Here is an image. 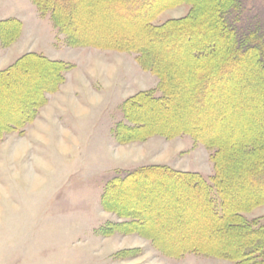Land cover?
<instances>
[{"label":"rangeland","instance_id":"rangeland-1","mask_svg":"<svg viewBox=\"0 0 264 264\" xmlns=\"http://www.w3.org/2000/svg\"><path fill=\"white\" fill-rule=\"evenodd\" d=\"M190 1L196 6L192 27L146 34L142 15L123 18L127 14L124 9L105 8L101 3L93 6L79 0L73 5L78 15L72 21L73 32L96 42L148 47L153 52L150 60L168 76L181 109L173 115H155L156 119L150 114L142 116L150 122L146 127L157 125L156 128L171 131L183 124L207 137H216L225 143L224 159L230 156L226 169L234 174L244 163V158L235 154L237 146L248 140H261L258 145L264 147V71L257 65L242 67L240 63L239 72L228 74L227 84L219 79L224 88L214 91L211 105L197 110L191 93L193 79L197 81L193 70L207 55L222 49L225 34L215 15L217 1ZM191 8L188 3L167 8L151 24L159 26L181 19ZM36 13L30 0H0V21L18 18L25 31L30 27L31 32L38 33H24L29 41L22 38L10 49V65L2 70L28 51L48 58L55 55L74 68L67 74L58 98L54 97L55 120L49 121L48 116L46 125L44 111L37 123L25 126L21 134L10 133L0 141V264H234L193 253L169 257L141 234H100V228L107 223L125 221L100 208L104 186L113 176L148 164H166L208 179L213 175L210 151L188 135L172 139L153 136L121 147L115 144L111 130L122 120L121 104L137 92L154 91L157 77L139 67L134 53L67 48L65 36L54 28L50 14ZM242 16L245 24L257 23L264 31V0H245ZM11 44L3 47L0 43L3 48ZM221 52L220 55L235 54L232 49ZM21 73L29 77L21 78L17 72L5 77L13 91L0 88V93H4L0 98V123L19 108L17 102L25 99L20 95L33 93L47 82L30 78L36 74L26 73L25 69ZM89 81L98 91L89 89ZM154 94L161 96L159 91ZM172 183L161 186L136 181L116 192L124 202L123 209L143 212V225L163 246L195 240L217 247L231 243L225 234H218L210 226L212 220L205 216L202 205L192 201L189 190ZM229 186L234 204L239 206L255 193L246 180L232 179ZM244 216L248 220L264 218V205ZM123 251L132 253L121 255Z\"/></svg>","mask_w":264,"mask_h":264},{"label":"trees","instance_id":"trees-1","mask_svg":"<svg viewBox=\"0 0 264 264\" xmlns=\"http://www.w3.org/2000/svg\"><path fill=\"white\" fill-rule=\"evenodd\" d=\"M86 1L92 3L93 6L101 3L105 8L116 7L120 10L124 9L127 14L121 16L123 18L129 19L142 15L143 32L146 34L184 31V29L190 28L194 24L191 19L196 11L195 4L190 0H173L166 1V3H163V0ZM215 1L219 3L216 5L215 15L220 29L225 34L222 36L224 40L222 49L224 51L232 49L235 54L233 56L228 53L220 55L223 53L221 49L218 53L207 55L203 59V63L196 70H193L196 72L197 81L195 83V79H193L191 93L195 104H197V110L207 109L211 105L209 101L213 99L214 91L224 88L223 85H219V79L221 78L220 80L227 84L228 74L239 72L240 67L238 65L240 63H242V67L245 64L257 65L260 71H264V31L261 30L262 28L257 23L250 25L249 22H246V24L243 22L242 14L245 0ZM31 2L41 15L50 14L54 28L59 31V34L65 36V44L67 46L134 53L139 67L157 77L156 90L139 92L122 103L123 120L116 123L112 129V134L117 144L126 145L144 142L153 136L172 139L188 135L193 142L202 145L210 151L209 158L213 166V175L208 179L198 173L174 171L164 166L139 167L113 176L106 182L102 191L100 198L101 208L103 211L113 213L125 221L107 223L103 228H100V234L103 236H110L114 233L122 235L141 234L147 237L157 250L169 257H180L187 253H193L223 259L234 264H264V218L248 220L244 216L245 213L252 209L264 205V147L258 145L261 140H248L241 143L240 147H236L235 154L243 157L244 163L243 167H241L242 169L233 174L230 171L228 173V169H226V162H229L230 156L226 160L224 159L225 143L218 142L216 137H207L198 132V129L185 127L183 124L171 129V131L156 128L153 131L145 132L146 126L150 122L143 119L142 116L150 114L156 119L155 115L164 113L173 115L176 110L181 109L169 86L168 76L164 71L156 68L150 60L153 52L148 47L135 45L134 43L108 44L75 35L72 21L78 18V15L74 13L73 5L79 3V0H31ZM181 3L192 5L185 17L178 20H168L159 26L151 24L153 19L163 10ZM4 25L12 26V31L5 28ZM20 28L21 24L17 20L0 21L1 45L5 47L11 44L18 37ZM36 61L39 65L35 64ZM72 68L73 66L61 61H52L43 55L28 53L18 58L7 69L0 71V88L11 91L13 89L9 88L10 84L5 77L13 75L15 72L21 78L29 77L21 75L23 74L21 73L23 69L26 70V73L36 74L35 76H30V78L38 77L47 81L44 85L38 86L33 93L20 95L25 96V99L23 98L17 102L19 103L17 106L20 105L19 108L9 112V119L5 118L7 120L0 123V141L10 133L19 131L21 134L23 128L35 120L40 109L46 105L48 96L59 90V87L64 82L65 73ZM246 75L247 73H245L244 78H246ZM19 84V86H22V83ZM155 91H159L161 96L156 97ZM3 95L4 93H0V98ZM13 114L15 116H12ZM232 179L246 180L249 182L248 188L255 190V193L243 205L234 204L233 197L230 195L231 187L229 186V181ZM136 181H143L144 183L154 182L161 186L173 182L187 188L192 195V201L202 205L205 216L210 217L212 220L210 226L215 227L218 234H225L229 239L228 242L231 243L218 247L214 245L215 249L210 242L186 241L181 242V244L187 242L189 244L184 246V248L181 247V250L170 251L157 241L159 238L155 234L153 235L151 234L152 232L147 231L148 226L143 225V212L123 209V200H120L116 191ZM120 253L124 255L132 252L123 251Z\"/></svg>","mask_w":264,"mask_h":264},{"label":"crops","instance_id":"crops-1","mask_svg":"<svg viewBox=\"0 0 264 264\" xmlns=\"http://www.w3.org/2000/svg\"><path fill=\"white\" fill-rule=\"evenodd\" d=\"M30 2H31V0H30ZM32 3V2H31ZM33 4V3H32ZM33 6H34V4H33ZM35 7V6H34ZM36 9V8H35ZM36 12L38 13V11H37V9H36ZM37 13H36V15H37ZM37 17V16H36ZM17 20V21H19L20 22V24H21V28H20V31H19V34H18V37H17V39L15 40V42L13 43V44H11L9 47H6V48H3L1 45H0V61H2L1 62V64H0V70H2V69H4L5 67H7L8 65H10V57L7 55V53L10 51V49H12V47H14V45H16L17 43H18V41H20V39H22L23 38V40H25V41H29V40H27L25 37H24V33L26 34H29L30 32H31V28L30 27H28L27 28V30L25 31L24 30V23H23V21L21 20V19H18V18H6V19H1V20ZM37 21L35 20V23H36ZM38 24V23H37ZM39 26V25H38ZM33 27H34V25H33ZM32 27V28H33ZM35 27H37V26H35ZM57 32V31H56ZM31 35H34V36H37L38 35V33L37 32H31L30 33ZM54 39H55V35L53 36V43H52V46L54 47ZM65 44V43H64ZM65 46L67 47V48H72V47H69V46H67L66 44H65ZM27 53H35V52H31V51H28ZM54 52L53 51H51V53L50 54H53ZM25 54V53H24ZM24 54H22V55H24ZM35 54H40V55H43V53L41 54V53H35ZM21 56V55H20ZM44 57H46L45 55H43ZM53 57H46L47 59H49V60H52V61H61V62H63V63H66V62H64V61H62V60H58V59H56V57H54L55 55H52ZM6 59V60H5ZM16 59H18V58H16ZM4 65L3 67L1 66V65ZM66 64H69V65H71V66H73L72 64H70V63H66ZM73 68H74V66H73ZM72 68V69H73ZM72 69H70V70H68L66 73H65V75H64V82H63V84L59 87V90L56 92V93H54V94H52V95H49L48 96V98H47V103H46V105L45 106H43L41 109H40V111H39V113H38V115H37V117L35 118V120L33 121V123L32 124H35V123H37V121H38V119H40V117H41V115H42V112H44V115L45 116H43V119H44V121H46L47 122V118H48V116H49V121H51V120H55V108L57 107L56 105H57V101H55V99H57L58 97H57V95H60V93H61V90L64 88V86H65V84H66V81H67V79H66V77H67V74L72 70ZM144 71V70H143ZM94 84V82L93 81H89V84H88V87H89V89H91L92 91H98L97 89H94L90 84ZM156 90V89H155ZM143 91H149V90H143ZM143 91H140V92H143ZM137 93H139V92H137ZM137 93H135V94H137ZM135 94H133V95H135ZM133 95H131V96H129L128 98H130V97H132ZM156 96V95H155ZM54 97H57V98H54ZM157 97V96H156ZM127 98V99H128ZM126 99V100H127ZM125 101V100H124ZM123 101V102H124ZM122 105V104H121ZM47 116V117H46ZM51 116H53V117H51ZM122 120H123V116H122ZM121 120V121H122ZM48 121V122H49ZM48 122L46 123V125L48 124ZM120 122V121H119ZM118 123V122H117ZM114 127V126H113ZM113 129V128H112ZM112 131V130H111ZM31 134V133H30ZM38 135H39V133H38ZM112 137H113V134H112ZM113 140H114V142H115V144H117L116 143V141H115V139H114V137H113ZM137 143H140V142H137ZM118 146H125V145H119V144H117ZM149 166H157V165H155V164H148ZM148 165H145V166H148ZM165 165V166H164ZM163 166L164 167H168V168H170V169H172V170H174V171H178V170H175V169H173L172 167H170L169 165H166V164H164ZM145 166H143V167H145ZM158 166H160V165H158ZM180 172H189V171H180ZM189 173H195V172H189ZM199 174V173H198ZM201 175V174H200ZM202 176V175H201ZM204 177V176H203ZM205 178V177H204ZM208 178H209V176H208ZM100 208H101V206H100ZM117 218V217H116ZM117 223H119V222H117ZM149 241V240H148Z\"/></svg>","mask_w":264,"mask_h":264},{"label":"bare ground","instance_id":"bare-ground-1","mask_svg":"<svg viewBox=\"0 0 264 264\" xmlns=\"http://www.w3.org/2000/svg\"><path fill=\"white\" fill-rule=\"evenodd\" d=\"M181 1V0H180ZM5 26V25H4ZM6 27V26H5ZM11 27V28H10ZM10 28V29H9ZM9 30H11L12 31V26H9ZM13 28H15L14 26H13ZM85 39V38H84ZM35 64H38L39 65V63L36 61V63ZM41 64V63H40ZM198 67V66H197ZM34 75V74H33ZM32 77V76H31ZM12 89V88H11ZM250 97V96H249ZM15 99V98H14ZM23 99V98H22ZM17 102V101H16ZM19 102V101H18ZM4 117V116H3ZM2 119V118H1ZM253 119V118H252ZM249 121V120H248ZM152 125H153V123H151ZM150 125V124H149ZM155 126H157V125H155ZM155 126H148V127H146V130H145V132H148V131H153L154 129H156V127ZM158 127V126H157ZM175 133H176V131H175ZM212 140V139H211ZM214 143H215V141H214ZM159 187V186H158ZM155 190H156V188H155ZM123 197V196H122ZM254 200V199H253ZM253 200H251L252 202H254ZM252 202H250V203H252ZM255 203V202H254ZM253 204V203H252ZM183 207V206H182ZM163 220V219H162ZM179 221V220H178ZM153 230V229H152ZM157 234H159V231H158V233ZM163 235H165V233L163 234ZM156 236V235H155ZM159 237L160 236H162V235H158ZM195 242V241H194ZM193 243V242H192ZM168 244L169 245H166L165 247L166 248H168L170 251H177V249L178 250H181L182 248H184V246H186L187 244H189V242H187V243H184V244H181L180 242L179 243H169L168 242ZM182 247V248H181ZM180 248V249H179ZM186 248V247H185ZM167 249V250H168ZM173 251V252H174Z\"/></svg>","mask_w":264,"mask_h":264}]
</instances>
